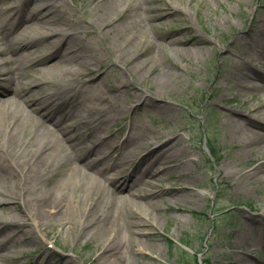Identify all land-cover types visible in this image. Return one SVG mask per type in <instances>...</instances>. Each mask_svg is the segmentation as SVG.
Returning <instances> with one entry per match:
<instances>
[{
    "label": "rangeland",
    "instance_id": "rangeland-1",
    "mask_svg": "<svg viewBox=\"0 0 264 264\" xmlns=\"http://www.w3.org/2000/svg\"><path fill=\"white\" fill-rule=\"evenodd\" d=\"M94 1L28 0L22 10L26 16L36 3L58 4L55 11H50L52 22L62 19L84 43L83 56L70 63L81 74L79 78L88 91L79 108L83 110V105L91 103L108 109L112 113L107 125L109 136L82 125L74 113L60 115V106L55 103L43 102L39 106L50 116L46 123L60 119L67 143L81 149L83 159L78 163L97 160L99 157L90 149L100 143L108 150L104 155L107 165L116 161L125 170L121 173L124 177L132 169L143 171L145 160L139 158L151 150L152 156L147 159L155 160L148 165L149 170H165L159 177H151L150 185L143 183L135 188L147 186L159 193L152 200L143 199L146 201L142 205L124 206L126 225L109 231L96 224L97 212L92 217L79 216L81 205L75 202L73 186L81 194L79 187L85 186L84 180L80 170L56 151L57 163L44 174L26 182L20 180L16 187L0 177V189L16 195L6 202L11 209L6 210L0 202V223L14 220L12 225L0 226V264H125L127 260L130 264H230L228 254L235 249L237 263L243 257L259 260L250 247H238L232 242L236 226L242 221L252 222L261 229L254 236L264 256V177L255 187L239 184L235 170L245 159L228 157L235 156L238 143L227 133L223 114L228 106L245 112L262 105L264 88L246 89L226 79L227 74L220 70L229 67L226 62L221 65L223 48L233 46L235 36L252 27L257 15L264 18V0H117L114 11L107 16L108 24L99 28L88 24L102 11ZM20 3L21 0H0V6ZM155 5L163 7L165 14L151 19ZM5 13L0 12V20ZM11 13L10 26L0 29V68L8 69L0 74V101L16 84L20 83L22 89L31 87L33 78L49 74L29 57L20 58L21 47L28 40L49 35V30H26L28 21L16 24L19 15L15 9ZM118 13L122 14L120 21H114ZM49 36L44 38L47 45ZM175 36L192 37L191 46L196 50L185 52L177 44L168 43V38ZM250 43L243 42V47L253 51ZM2 60H8L7 64ZM235 61V71L243 66L240 72L247 71V79L262 82L264 59L257 57L243 63L236 57ZM166 74H170L169 86L159 88L157 84ZM49 76L45 77L49 90H54L59 81L76 83L69 74L62 80ZM43 92L30 97H39ZM231 99L235 102H227ZM248 101V105H242ZM257 113L264 118L263 108ZM25 124L32 126L30 121ZM29 135L27 147L52 138L44 125L35 126ZM22 150L25 147L19 151ZM176 150L182 153L173 157ZM0 156L9 162L16 157L1 140ZM162 160L168 162L160 164ZM223 164L228 171L219 177L218 167ZM96 166L106 167L101 162ZM113 169L108 166V172L100 177V187L115 190L110 182ZM59 177L69 180L64 197L72 214L39 228L25 200L56 184ZM129 192L126 187L119 195L128 197ZM4 233L7 235L2 237ZM113 236L124 245L126 255L102 253L106 238ZM170 239L175 243L171 244ZM183 240L188 246L182 244Z\"/></svg>",
    "mask_w": 264,
    "mask_h": 264
},
{
    "label": "bare ground",
    "instance_id": "bare-ground-1",
    "mask_svg": "<svg viewBox=\"0 0 264 264\" xmlns=\"http://www.w3.org/2000/svg\"><path fill=\"white\" fill-rule=\"evenodd\" d=\"M24 1L28 0H21V3L18 5L0 6V12L6 11L0 20V29H3L5 25L10 26L8 23L11 21L10 17L13 16L11 12L14 9L19 15L16 24L28 21L24 29H30V31L34 28L48 29L51 36L44 34L28 40L21 47L22 53L20 54V58L29 57L35 64L42 66V68L45 67V70L49 74L33 78L30 81L33 83L31 87L27 85L26 88L22 89L20 83L16 84L7 89L6 97L0 101V140L6 145L8 152L16 155L13 162L6 161L0 156V177L6 183H10L16 187V184H19L20 180L26 182L29 179L44 174L49 167L57 163L56 151H59L65 160L80 170V176L84 180L85 186L79 187L81 194L73 186L75 202H79L81 205L79 216L92 217L97 212V225H104L112 232L119 230L126 225L124 224L126 222L124 206L131 205L132 207H136L139 204L142 205L146 200L154 199L155 194L159 193L147 186L150 185V178L156 175L159 177L160 173L165 170V167H162L159 173L149 170L148 165L154 162L155 157L147 159L152 156V151L148 150L139 158L140 161L145 160L143 171L132 169L123 177L121 173L125 170L120 169L116 161L110 162L107 165L108 161L106 162L104 155L108 150L100 143L91 146L90 149V152L93 151L96 154L95 156L99 157L97 160H85L78 163L83 159L81 149L75 144L71 145L67 143V139L64 136L65 129L60 125V119H53L50 124L46 123L50 116L41 110L39 104L43 102H49V104L55 103L60 106L58 111L60 115L65 116L74 113L79 123L92 127V129L100 133L104 132L106 136H109L107 125L111 121L112 113L108 109L105 110L103 105L94 106L91 103L83 105V110L79 108V105L83 102L82 100H85L88 96V91L83 87V82L79 78L81 74L79 71L73 69L71 62L73 59L83 56L85 50L83 47L84 43L76 37L77 35H75L73 28L67 25L65 21H62V19L57 23L52 22L54 18L50 13L53 12L50 11H55L58 4L52 2L47 5H38L36 3L28 14L24 16L25 10H22L24 9L22 6ZM94 2L101 5L102 11L99 16H96L88 24L89 27L99 28L108 24L106 21L107 16L114 11L117 0H96ZM175 10L174 8L173 11ZM151 12L153 13L149 17L155 19L163 16L165 9L159 5H155ZM121 16L122 14L118 13L114 21H120ZM254 22L252 27L246 32H239L235 36L233 46L223 48L222 51L224 53L222 54L223 60L221 65L226 62L227 64L229 63V67L226 69L221 68L220 70V72L227 74L226 79L236 82L249 90L264 88V79L260 80L262 81L260 83L251 82V80L247 79L249 77L247 71L243 70L240 72L244 68L243 66L236 68V71L234 67L237 64V61H235L236 57L241 58L243 63H250L253 58L257 57L264 59V18L257 15ZM48 36L50 45L44 42V38ZM246 41H252L250 44H252L253 51L249 50L247 46L243 47V42ZM170 42L177 44L178 48L185 52L191 53L196 50L194 46H191L194 43L192 37H169L168 43ZM180 44L187 45L180 46ZM126 55H121L123 60L126 59ZM7 61L2 60L1 62L7 64ZM7 71V68H0V74ZM66 74H69L73 80L75 79L76 83L74 85L67 81H59L60 83L56 84L54 90H49L46 76L50 77L49 75H52L57 77L58 80H62ZM168 75L170 74H166L160 79L157 84L159 88L169 86L170 80ZM0 78L2 79L3 77ZM213 86H216V83ZM39 91L44 92L39 97H30ZM24 95L26 97H23ZM78 100L80 101L78 102ZM227 102H235V99ZM32 103L38 104V106H31ZM246 103L243 102L242 105H248L249 101ZM260 108L264 109V103L260 106H254L252 110H245V112L242 108L232 106L224 109L223 116L225 117L226 131L231 140L238 143L235 156L229 154L228 157L237 161L241 157L245 159L235 170L238 174V182L242 187L246 184L247 186L255 187L256 183L264 177V118H260L259 113H257ZM27 121L31 122L32 126L30 128L25 124ZM38 125H44L52 138L41 140L27 147L30 139L29 134ZM22 146L25 147V150L19 151ZM179 151L176 150L178 153L172 152L171 155L174 157L182 153V150ZM160 154L161 152L155 156L158 157ZM98 162L105 164L106 167L97 168L96 164ZM167 162V160H162L160 164ZM108 166L114 167L113 172H111L110 182L115 187V190L100 187V177L108 172ZM218 168L219 177L224 174L225 170L228 171L224 164ZM120 177L124 178L122 182L119 181ZM68 183L69 180L59 177L56 184L44 192L38 193V196L33 194L30 199L25 200V204L30 207L28 208L29 214L32 216L33 221L36 222L37 227L39 226L40 228L48 221L59 218L63 219L72 214V210L66 204V197H64L68 191ZM143 183L147 186L135 188V186ZM126 187L129 188L130 195L128 197L119 195ZM23 190H25L24 186ZM26 190L28 189L26 188ZM91 191H94V193L90 195L89 192ZM170 192L176 193V191ZM15 196L14 192H8L6 189L1 188L0 202L3 203V208L6 210L11 209L10 204L6 202ZM145 198L147 199L143 200ZM11 221L14 220H3L0 226L2 227L8 223L12 225ZM235 231V238L232 244H237L238 247L240 245L250 247V251L256 252L255 255L259 257V260L255 261L248 257H243L237 263V258L234 255V251H237V249H235L232 253L228 254L230 264H264V256L259 251L255 241L256 237L254 236L261 233L260 227L252 222L242 221L236 226ZM40 234L44 236V233ZM6 235L4 233L2 237ZM106 252H115V254L124 253L125 255L127 253L124 245L120 244L114 236L106 238L102 253ZM3 257H7V255L4 254ZM125 264H130V261L127 260Z\"/></svg>",
    "mask_w": 264,
    "mask_h": 264
},
{
    "label": "trees",
    "instance_id": "trees-1",
    "mask_svg": "<svg viewBox=\"0 0 264 264\" xmlns=\"http://www.w3.org/2000/svg\"><path fill=\"white\" fill-rule=\"evenodd\" d=\"M170 243H171V244H173V241H172V240H170Z\"/></svg>",
    "mask_w": 264,
    "mask_h": 264
}]
</instances>
